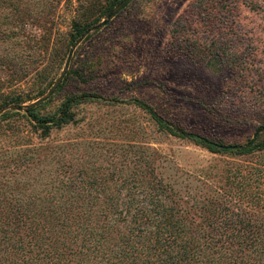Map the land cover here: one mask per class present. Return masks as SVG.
Here are the masks:
<instances>
[{
  "label": "rangeland",
  "instance_id": "374dc122",
  "mask_svg": "<svg viewBox=\"0 0 264 264\" xmlns=\"http://www.w3.org/2000/svg\"><path fill=\"white\" fill-rule=\"evenodd\" d=\"M10 1L14 19L8 26L24 21L14 51L39 62L13 80L12 69L0 68V95L13 91L30 98L29 104L59 77L72 47V20L79 15L76 20L83 21L79 5L86 0H48L42 8L37 0L28 8L25 0ZM219 1L132 0L74 51L69 69L79 74L70 75L40 113L53 115L67 97L83 92L97 98L73 107V121L52 128L46 138L24 113H2L0 200L18 191L46 196L59 181H77L80 169L106 176L125 165L118 148L133 145L146 149L157 176L194 216L201 212L197 205L213 209L218 200L224 213L264 216V150L210 153L190 139L158 132L134 103L143 101L215 143L264 141V0L230 1L228 23L221 9L227 0ZM198 2L201 12L194 10ZM253 3L263 11L253 10ZM103 6L98 1L93 18ZM4 54L1 45L0 59ZM209 60L222 64L221 70H209Z\"/></svg>",
  "mask_w": 264,
  "mask_h": 264
},
{
  "label": "trees",
  "instance_id": "16d2710c",
  "mask_svg": "<svg viewBox=\"0 0 264 264\" xmlns=\"http://www.w3.org/2000/svg\"><path fill=\"white\" fill-rule=\"evenodd\" d=\"M31 1L35 0H25L26 8ZM98 1L80 3L84 18L78 21L76 15L72 20V45L121 0H103L104 6L93 18ZM230 1L233 0H227V5L221 8L227 23L234 13ZM2 2L7 5H0V46L5 51L0 68L12 69L13 80L14 76L27 74L39 59L29 60L14 51L19 46L17 36L24 21L20 19V23L10 28L7 22L14 19V2ZM47 3L48 0H37L36 4L42 8ZM203 6L198 2L194 10L201 12ZM252 8L263 11L262 4L255 3ZM98 31L89 34L82 43ZM218 65L222 68V64L211 60L205 64L213 72L221 70ZM72 74L78 75L79 71L69 69L55 92L62 89L63 82ZM91 98L97 97L85 92L67 97L53 115L40 113L47 101L21 112L46 138L52 128L72 122V108ZM0 100V108L31 101L13 91L0 95ZM134 103L150 116L158 132L190 139L210 153L242 156L264 150V141L253 140L245 145L215 143L188 132L143 101ZM118 149H123L119 156L124 158L125 165L106 176L96 170L80 169L75 171L77 181H59L46 196L36 193L24 196L20 191L12 198L4 196L0 200V264H264L261 222L264 216H246L231 209L224 213L217 206L222 200H218L216 205L212 204L213 209L197 205L201 212L196 217L181 205L173 188L157 176L146 149L138 151L133 145L128 150ZM138 152L140 155H136ZM26 189L23 185L22 190Z\"/></svg>",
  "mask_w": 264,
  "mask_h": 264
},
{
  "label": "water",
  "instance_id": "95a60500",
  "mask_svg": "<svg viewBox=\"0 0 264 264\" xmlns=\"http://www.w3.org/2000/svg\"><path fill=\"white\" fill-rule=\"evenodd\" d=\"M131 0H121L117 5H115L112 10L106 15V17L104 19H102L99 23H97L96 25L86 29L82 35L74 42V44L72 45L71 49L68 52L65 64L63 66V69L59 75V77L56 79V81L53 83V85L48 89V91L42 95L40 98L36 99L35 101L29 103V104H22V105H10L7 106L3 109H0V115L2 113H4L7 110H11V111H17V112H21L24 109H26L27 107L30 106H36L38 104H41L43 102H45L46 100H48V98H50L54 92L56 91V89L59 87V85L61 84L66 72L69 69L72 57H73V53L76 50V48L85 40V38L91 34L92 32L98 31L99 29H101L102 27L106 26L107 23L118 13L120 12L125 5H127Z\"/></svg>",
  "mask_w": 264,
  "mask_h": 264
}]
</instances>
